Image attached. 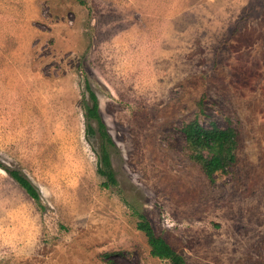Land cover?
I'll return each mask as SVG.
<instances>
[{"label":"rangeland","instance_id":"rangeland-1","mask_svg":"<svg viewBox=\"0 0 264 264\" xmlns=\"http://www.w3.org/2000/svg\"><path fill=\"white\" fill-rule=\"evenodd\" d=\"M196 114L238 131L212 178L184 148ZM0 163L40 193L0 165V264H169L137 211L186 264H264V0H0Z\"/></svg>","mask_w":264,"mask_h":264},{"label":"trees","instance_id":"trees-1","mask_svg":"<svg viewBox=\"0 0 264 264\" xmlns=\"http://www.w3.org/2000/svg\"><path fill=\"white\" fill-rule=\"evenodd\" d=\"M85 89L86 97L89 100L84 103L87 118L86 135L91 140L98 133L100 138V150L97 152V171L104 177L103 186L117 185L118 180L108 147V145H114V141L100 115L97 94L88 80L85 82ZM199 112H203L202 108ZM181 131L184 136V148L187 150L189 158L197 162L209 178H212L217 171H223L236 161L238 131L229 119L224 126H219L214 121L204 124L201 122L199 114H196L181 126ZM0 165L31 197L37 201L40 200L37 186L20 169L10 168L1 163ZM136 213L138 216L136 228L145 234L150 247V254L166 259L169 264H186L183 255L164 236L155 232L148 217L140 211ZM108 254V252L102 253L104 257ZM106 259L108 260V258ZM109 261L112 260L109 259Z\"/></svg>","mask_w":264,"mask_h":264}]
</instances>
